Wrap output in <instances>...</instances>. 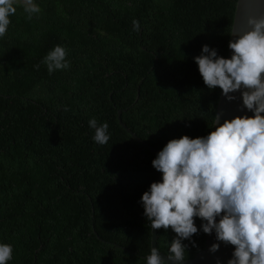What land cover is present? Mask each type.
<instances>
[{"label": "trees", "instance_id": "trees-1", "mask_svg": "<svg viewBox=\"0 0 264 264\" xmlns=\"http://www.w3.org/2000/svg\"><path fill=\"white\" fill-rule=\"evenodd\" d=\"M34 2L41 11L28 19L17 4L0 38V243L13 247L8 264H146L151 226L141 197L160 172L117 112L159 151L171 139L207 136L220 89L204 84L194 58L204 45L227 57L237 0ZM56 45L70 67L49 74L41 61ZM92 118L108 123L106 145L94 142ZM175 235L157 230L165 256ZM183 243L190 260L205 233Z\"/></svg>", "mask_w": 264, "mask_h": 264}, {"label": "clouds", "instance_id": "clouds-1", "mask_svg": "<svg viewBox=\"0 0 264 264\" xmlns=\"http://www.w3.org/2000/svg\"><path fill=\"white\" fill-rule=\"evenodd\" d=\"M17 4L28 19L41 11L34 0H0V38L7 34ZM246 23V30L231 33L236 39L229 41L230 58L204 45L194 60L209 89H221L229 101L240 92L242 109L253 115L221 123L217 114L207 136L171 139L158 152L152 166L162 173V181L143 193V214L152 230L171 229L176 235L166 259L152 247L146 264H182L187 248L183 241L201 229L208 235L214 231L217 241L234 247L227 264H264V15L250 16ZM133 26L140 30L139 21ZM41 63L49 74L68 69L67 49L56 45ZM89 127L95 143H108L107 122L92 118ZM219 248L214 243L209 251ZM12 256V245L0 243V264H8Z\"/></svg>", "mask_w": 264, "mask_h": 264}, {"label": "water", "instance_id": "water-1", "mask_svg": "<svg viewBox=\"0 0 264 264\" xmlns=\"http://www.w3.org/2000/svg\"><path fill=\"white\" fill-rule=\"evenodd\" d=\"M264 15V0H237L236 2V8H235V14L233 18V23L231 27V33L235 29L237 32H242L247 29V19L250 16H261ZM236 37L232 36L230 34V40H234ZM232 55V51L228 47L227 51V57L230 58ZM236 97L235 100L229 101L225 96L222 95V90L220 89L218 102L216 105V111L215 116L217 114L221 115V123H223L226 119H232L236 116H243L248 115L252 116L253 113L249 112L246 108L242 109V97L240 92L233 93ZM121 111L118 110L117 112V120L118 124L121 126L122 129L128 133L131 138L136 141L137 143L141 144L148 150H150L153 154L157 156L159 150L149 146L145 142H143L141 139H139L134 133L130 131L126 127V125L123 124L121 120ZM215 128V118L212 125V130ZM159 181H162V173L159 174ZM217 220H219V217H217ZM157 230L151 229V248L157 247ZM214 243H219L220 248L217 252L212 253L209 251L210 246ZM234 251V247L228 244H225L223 242L216 240L215 232L211 235L205 234V245L204 248L198 252L192 259L190 260H184L182 264H227L228 260L232 258V253ZM161 256L167 258L164 254L160 252Z\"/></svg>", "mask_w": 264, "mask_h": 264}, {"label": "rangeland", "instance_id": "rangeland-1", "mask_svg": "<svg viewBox=\"0 0 264 264\" xmlns=\"http://www.w3.org/2000/svg\"><path fill=\"white\" fill-rule=\"evenodd\" d=\"M21 5V4H20Z\"/></svg>", "mask_w": 264, "mask_h": 264}]
</instances>
